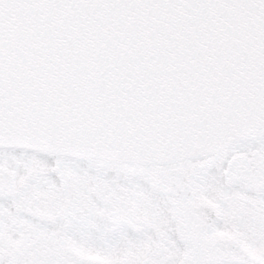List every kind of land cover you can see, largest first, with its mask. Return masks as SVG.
<instances>
[{
  "label": "snow or ice",
  "instance_id": "6c2138e0",
  "mask_svg": "<svg viewBox=\"0 0 264 264\" xmlns=\"http://www.w3.org/2000/svg\"><path fill=\"white\" fill-rule=\"evenodd\" d=\"M0 264H264V0H0Z\"/></svg>",
  "mask_w": 264,
  "mask_h": 264
}]
</instances>
